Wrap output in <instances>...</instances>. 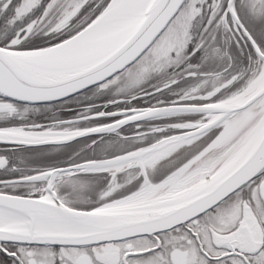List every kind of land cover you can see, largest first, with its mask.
I'll list each match as a JSON object with an SVG mask.
<instances>
[{
    "label": "snow or ice",
    "instance_id": "6c2138e0",
    "mask_svg": "<svg viewBox=\"0 0 264 264\" xmlns=\"http://www.w3.org/2000/svg\"><path fill=\"white\" fill-rule=\"evenodd\" d=\"M0 264H264V0H0Z\"/></svg>",
    "mask_w": 264,
    "mask_h": 264
}]
</instances>
